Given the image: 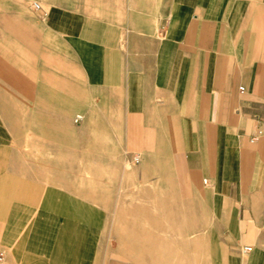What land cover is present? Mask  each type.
Returning <instances> with one entry per match:
<instances>
[{
    "label": "crops",
    "instance_id": "1",
    "mask_svg": "<svg viewBox=\"0 0 264 264\" xmlns=\"http://www.w3.org/2000/svg\"><path fill=\"white\" fill-rule=\"evenodd\" d=\"M92 118L172 186L164 199L196 209L200 224L207 215L240 264H264V0H0V129L29 135ZM9 184L0 181V218L25 197ZM81 203L51 198L36 213L65 219L27 229L40 262H82L71 220ZM119 229L118 244L136 242L134 228ZM3 239L15 240L8 226Z\"/></svg>",
    "mask_w": 264,
    "mask_h": 264
},
{
    "label": "rangeland",
    "instance_id": "2",
    "mask_svg": "<svg viewBox=\"0 0 264 264\" xmlns=\"http://www.w3.org/2000/svg\"><path fill=\"white\" fill-rule=\"evenodd\" d=\"M58 125L43 130L36 125L29 135L0 129V181L6 177L8 187L25 196L0 218V253L4 252L0 264H49L40 262L43 251L38 256L29 252L34 239L28 238L27 229L34 221L40 228L47 223H63L64 216L56 210L52 216H35L40 209L45 211V203L51 198L62 208L63 202H82L77 215L71 207L80 242L84 234L87 238L86 247L78 242L74 250L76 261H82L79 264L85 260L91 262L87 264H120V258L125 264H140V260L156 261L153 264H240L223 245V233L212 231L207 215L204 225L200 224L197 220L203 216L193 214L196 209L180 200L164 199L165 193L173 191L172 186L160 178L147 177L139 164L132 162L123 151L116 127L101 118L79 126L64 119ZM89 175L94 191L92 199H84L83 182ZM155 194L163 198H150ZM186 211L188 216L181 215ZM91 224L92 239L98 245L93 249L88 245ZM6 226L14 232L13 242L3 239ZM122 226L135 229L136 242L125 239L124 244H118L117 231Z\"/></svg>",
    "mask_w": 264,
    "mask_h": 264
},
{
    "label": "built area",
    "instance_id": "3",
    "mask_svg": "<svg viewBox=\"0 0 264 264\" xmlns=\"http://www.w3.org/2000/svg\"><path fill=\"white\" fill-rule=\"evenodd\" d=\"M35 8L39 9V5L38 4H35ZM240 90L241 91H244V88L243 87H240ZM80 119H81V117L78 116L77 117V121H79ZM256 139H257V137H254L253 138V140H256ZM133 161L135 163H137V164L140 163L139 156H135L134 159H133ZM252 249L253 248L251 246H245V247H243L242 251H243L244 254H248V253H250L252 251ZM2 259H3V253H0V260H2Z\"/></svg>",
    "mask_w": 264,
    "mask_h": 264
}]
</instances>
